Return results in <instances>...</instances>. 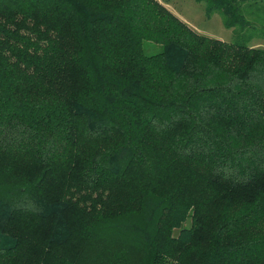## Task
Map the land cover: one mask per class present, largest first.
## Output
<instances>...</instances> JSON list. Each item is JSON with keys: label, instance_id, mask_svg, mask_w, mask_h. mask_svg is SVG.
<instances>
[{"label": "trees", "instance_id": "obj_1", "mask_svg": "<svg viewBox=\"0 0 264 264\" xmlns=\"http://www.w3.org/2000/svg\"><path fill=\"white\" fill-rule=\"evenodd\" d=\"M197 1L0 0V264H264V0Z\"/></svg>", "mask_w": 264, "mask_h": 264}, {"label": "rangeland", "instance_id": "obj_2", "mask_svg": "<svg viewBox=\"0 0 264 264\" xmlns=\"http://www.w3.org/2000/svg\"><path fill=\"white\" fill-rule=\"evenodd\" d=\"M170 7V10L178 13L186 20L189 25L195 28L198 33H203L211 37L219 38L225 41L231 40L233 35L232 28H227L222 22L221 15L213 12L207 16L204 10V3L197 0H161ZM255 39V40H254ZM250 44L256 47H264V39L254 38ZM144 42L143 48L146 53L156 52L160 49V45H149ZM174 235L178 233V229H174Z\"/></svg>", "mask_w": 264, "mask_h": 264}, {"label": "crops", "instance_id": "obj_3", "mask_svg": "<svg viewBox=\"0 0 264 264\" xmlns=\"http://www.w3.org/2000/svg\"><path fill=\"white\" fill-rule=\"evenodd\" d=\"M160 2H162L164 5H166L169 9H170V7L167 5V3L165 4L163 1H161V0H159ZM173 13H175L179 18H181L184 22H186L188 25H189V23L186 21V20H184L183 19V17L181 16V15H179L178 13H176V12H174L173 11ZM190 26V25H189ZM191 27V26H190ZM193 28V27H192ZM194 30H196L195 28H193ZM197 31V30H196ZM198 32V31H197ZM201 34H203V33H201ZM206 35V34H205ZM209 36V35H208ZM211 37V36H210ZM232 38V37H231ZM230 40V39H229ZM255 40V39H254Z\"/></svg>", "mask_w": 264, "mask_h": 264}]
</instances>
